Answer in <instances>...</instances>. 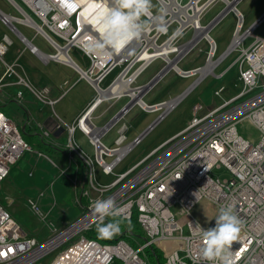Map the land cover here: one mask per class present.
I'll return each mask as SVG.
<instances>
[{"label":"built area","instance_id":"2783aa9c","mask_svg":"<svg viewBox=\"0 0 264 264\" xmlns=\"http://www.w3.org/2000/svg\"><path fill=\"white\" fill-rule=\"evenodd\" d=\"M6 1L18 16L0 9V22L16 36L24 50L27 49L41 63L59 62L73 67L75 62L70 51L77 49L89 65L85 70L73 68L94 90L115 68L119 71L106 90H100L101 94L95 90L97 96L93 103L73 124H65L68 132L66 147L71 151L75 149L72 134L79 130L91 144L94 162L101 172L114 175V179L107 184L99 183L89 155L79 154L86 167L85 184L88 182V189L83 187L78 197L79 201L84 200L82 209L72 222L59 230L52 229L43 240L28 236L0 203V264H35L55 251L57 253L47 264H142L141 259H145L142 254L152 246L162 253L163 264H198L197 256L202 247L200 229L213 227L219 209L224 206L233 207L243 222L238 240L232 245L234 264H264V36L254 33L263 22L264 13L244 27L242 14L233 8L234 25L229 43L216 56L217 46L209 31L224 13L220 12L208 24H201V20L216 1L228 5L240 0H156L159 12L144 17L147 21L144 31L138 39L131 41L132 45L126 51L125 47L94 48L101 32L98 26L88 24L82 18L81 8L74 0H63L69 6L60 5L61 0ZM103 1L105 5H115V0ZM17 24L28 27L34 36H41L53 52L42 51L17 29ZM176 32L180 35L174 36ZM247 39L250 41L245 45ZM201 41L207 45L204 64L180 70L178 64ZM11 44L6 35L1 37L0 91L4 87L19 85L31 90L38 100L53 104L55 100L46 97L48 87L42 91L34 90L25 78L15 75L16 61L4 59ZM233 53L236 56L229 67L215 73V69ZM156 59L164 64L157 81L169 69L182 77L194 76L195 81L172 98L145 104L142 97L151 86L138 85L135 81ZM233 66L237 67L242 84L236 95L201 114L202 105H194L192 117L179 133L150 150L125 171L114 172L141 139L183 100L196 81L201 82L209 75L221 79ZM10 78H16L17 82L14 84ZM127 79L129 91L136 95L141 93L139 98L133 100L129 94L116 95L113 100L127 96L131 103L123 105L109 122L97 126L95 120L100 115L95 116L93 110L110 99L104 97L110 86L121 88ZM145 85L146 89L143 88ZM221 89L215 94L219 95ZM21 95L22 91H18L17 96L20 98ZM133 105L158 114L141 134L126 143H123L127 140L126 126L122 125L118 129L119 136L113 140L114 145L108 147L102 138ZM241 123L251 126L258 132V137L240 134L238 125ZM42 134L49 135L45 130ZM25 152L46 157L28 145L16 123L0 111V184ZM107 198H112L123 208L124 220L135 214L144 236L138 246L119 239L110 246L99 245V249L94 250V243L99 241L84 237V232L98 222L91 209L92 202ZM201 202H204L203 209L209 216L205 223L197 217L198 212L195 213ZM28 206L41 221L46 220L47 214L41 213L38 197L29 200ZM75 237L77 239L73 240ZM132 240L136 242L137 238ZM199 264L209 262L201 260Z\"/></svg>","mask_w":264,"mask_h":264},{"label":"rangeland","instance_id":"374dc122","mask_svg":"<svg viewBox=\"0 0 264 264\" xmlns=\"http://www.w3.org/2000/svg\"><path fill=\"white\" fill-rule=\"evenodd\" d=\"M225 6V3L216 1L205 13L203 19L201 20V24H208L211 20H213V18L222 12ZM236 6L243 15L244 27L249 26L264 12V0H240ZM0 9L4 12L18 16V13L15 12V9L6 0H0ZM159 10L160 7L156 0H152L151 12L153 14H157ZM142 20L146 26L147 21L144 17H142ZM233 25L234 16L231 12H228L216 25L210 29L209 34L217 46L216 56L222 53L227 47L231 37V31L233 30ZM16 27L42 51L46 53L53 52V50H51L46 44L44 39L39 35L34 36V32L28 27H25L21 24H17ZM0 33L1 36L5 34L9 39L11 38L13 42H16V38L13 33L8 31L1 22ZM254 33L258 36H264V20L261 25L255 29ZM249 41L250 39H247L245 41V45H247ZM18 46L21 45L19 44ZM204 48L206 51L207 45L204 41H201L198 46H196V48L189 52V54L178 64V66L182 70H189L191 68L202 66L205 62ZM16 54L22 56L20 52L17 51L15 53L14 50L10 49L9 54L7 53L4 56V59L9 62L11 59L16 58ZM70 55L82 69H86L88 67L89 63L87 59L77 49H72L70 51ZM235 56L236 54L233 53L227 59H225L215 69V73H218L221 70L229 67ZM29 59V56L23 55L20 61L23 63V66L26 67V69L24 68L25 73L30 82L31 80L35 82L39 76L38 73L36 74V72H34L35 70L43 77L49 71H54L56 67H59L57 63H50L48 66H41L38 63H27ZM163 66L164 64L160 59L154 60L149 65V67L137 77L135 83L139 85L147 81L149 82ZM59 68L61 71H66L69 74L67 69L63 67ZM15 69L22 78H25L21 74L22 71L20 68L16 67ZM118 70L119 69L116 68L104 82L100 83V86L104 87L106 82L110 80L118 72ZM237 77L238 73L236 66L231 67L221 79L217 80L212 75L205 77L163 120L158 122L141 139L140 143L135 146L116 166L114 172L120 173L128 169L137 161H139L144 155H146L150 150L158 146L173 133H177V131L182 129L192 117L194 105H202V110L199 112V114H201L209 109L207 107L210 105L217 106L223 100L236 95L242 89L241 83ZM9 80L12 82L14 81V84L17 82L15 81L16 78H10ZM25 80L27 79L25 78ZM194 80L195 77H181L172 69H169L152 86V88L147 91L145 95H143L142 99L146 104H153L152 102L155 103L156 101L159 102L160 100H167L183 92V90H185ZM16 87H21L23 89L22 86ZM16 87L15 90L17 89ZM220 87H223V91L221 93V97H218L214 95L213 92ZM12 88L14 87L9 86L8 89L12 90ZM43 88L44 87L38 89ZM128 100L129 98L124 97L120 100H109L107 103H116V106H118L120 104L127 103ZM107 103H103V105L94 112V115L101 112ZM208 103H210V105H207ZM4 109L9 118L11 117L16 125H22L20 105H18L16 102H11L7 103ZM157 114L158 112H147L142 110L139 106L133 105L123 116L120 122L106 133L105 137L102 138V142L108 147H112L114 145L113 140L119 136V132H117L116 129L120 125H125L126 129L124 134L127 140H125L123 143H126L131 137L142 133L148 124H150L155 119ZM108 121V114H106L102 118L96 120L95 124L100 126V124H105ZM238 132L243 136L250 134L253 138L258 137V132L246 123H241L238 125ZM84 151L93 161L96 180L101 184H107L111 182L114 179V175H104L101 172L100 167H98L94 162L92 148L90 147V149H86ZM52 162L53 160H51L50 156H43L40 158V165L37 167L36 162L29 168L28 172H23V168H21L22 164L18 163L14 169L11 167L10 173L2 181L0 186V203L8 207L9 213L13 219L19 224V226L26 232L28 236L41 240L47 238L51 234L52 229L59 230L72 222L79 215L82 209V204L78 203L76 198L81 194L82 183L84 181V179L82 181V178L85 173H83L81 176V180L79 179V183H76L74 186V184L71 182L70 176L60 173L59 169L52 166ZM214 173L221 174V172L218 171H214ZM85 189H88L87 181ZM41 193L43 197L39 196ZM53 195L55 200H53ZM37 197L41 213L45 214L50 210V213L47 215L45 221H41L29 209L28 201L35 200ZM203 208L204 202H201L195 209V213L198 212L197 217L203 223H205L209 216ZM212 216L213 215L210 217ZM76 239L77 237H75L73 240ZM128 243L133 246H138V244L141 243V239L137 238L136 242H132L130 240ZM56 253L57 252L55 251L45 257L40 258L35 264H47ZM142 255L145 260L149 262V256L146 253V250Z\"/></svg>","mask_w":264,"mask_h":264},{"label":"crops","instance_id":"0c3cea01","mask_svg":"<svg viewBox=\"0 0 264 264\" xmlns=\"http://www.w3.org/2000/svg\"><path fill=\"white\" fill-rule=\"evenodd\" d=\"M1 37L2 36L0 35V39ZM19 44L21 46H18ZM10 49L14 50L15 53L17 51L20 52L22 56L23 55L29 56L30 59L27 61V63H30V62L32 64L38 63L41 66H48L50 63H57L59 67H63L69 71V74H68L66 71L65 72L61 71L59 67H56L54 71H49L46 75L42 77L41 74L35 70L34 72H36V74L38 73L39 76L37 80H35V82H33V80H31L30 82L25 73L26 67L23 66V63L20 61L22 56L16 54L15 55L16 58L11 59L9 62L16 61L18 68H20V70L22 71L21 74L28 80L26 81L31 86L35 88H41V87L49 88L48 97L55 100V103L52 106L53 110L52 111L50 110L51 107L48 104L35 99L31 95V93L28 92L27 89L25 88L22 89L21 87H16V86H12L14 87L12 88V90L8 89L9 86L4 87L2 91H0V104L3 105V108L7 105V103H11V102H16L18 105H20L22 125L20 126L17 125L18 128H21V126H23L25 127L26 130L29 129L28 130L29 134H31L32 132H36L38 134L36 135L37 138H31V141L34 142V144H38L43 139L46 145L42 146L43 148L37 147L33 149L38 150L39 152L44 154L46 157L50 156L51 160H53L52 166L59 169L60 173L70 176L71 182L75 186V184L76 183L78 184L79 181L81 180V176L83 175V173H86V167L84 166L79 154L85 153L84 150L90 149V147L92 148V146L89 143L87 137L84 136L79 130L76 129L72 134V140L74 141L75 149L73 151L69 150L66 147V144L68 142V132L66 130L65 124H71L72 122H74L77 119V117L90 104L93 103V100L95 99V96H96L95 90L89 82H87L86 80L80 77L78 72L72 66L65 65L63 63L61 64L59 62H49L48 64L41 63L27 49L24 50L23 45L19 42L17 38H16V42L12 41V44L9 47L8 52H7L8 54H9ZM204 51H205V48H204ZM237 73H238V70H237ZM109 75H107L102 82H104ZM114 77L115 75L106 82V85H104L103 88H107ZM147 82H144L142 84H145ZM142 84H139V85H142ZM15 87L17 88L16 90H15ZM18 91H22V95L20 98L17 96ZM109 95L110 94H108V96ZM110 100H113V99H110ZM107 101L109 100L103 101L100 104H98L93 111L95 112L100 106L103 105V103H107ZM125 104H120L116 106V103H107V105L104 106L103 110L99 112L98 114H96L95 116L100 115V117L98 118L100 119L104 115L108 114V119H110ZM207 105H210V103H208ZM211 106L212 105H210L207 108H210ZM51 114L52 115L54 114L56 118L52 116ZM50 118L58 122L63 127V130L61 129L54 130V123L52 119ZM102 125L104 124L103 123L100 124V126ZM48 127H52V131H49ZM43 130L45 131L48 130L47 132L49 135L43 136L42 134ZM175 133H173L171 136H173ZM41 135L43 136L42 139H40ZM135 136L131 137L129 140H132ZM171 136H169L168 138H170ZM92 152H93V148H92ZM42 157L43 155L38 156L34 153L26 152L22 155L20 160L12 166V168L14 169V167L18 163H20L22 164L21 168H23V172L24 171L28 172L29 168L33 166V164H35L36 162H37L36 163L37 167L40 165V158ZM84 178H85V175L83 176L82 181ZM95 179H96V176H95ZM83 187H86L85 181H83L82 183V188ZM41 197H43V195ZM53 200H55L54 195H53ZM76 201L82 204V201L81 200H80L81 202L79 201L78 196L76 198ZM49 213H50V210L46 212L47 215Z\"/></svg>","mask_w":264,"mask_h":264},{"label":"clouds","instance_id":"9594fccd","mask_svg":"<svg viewBox=\"0 0 264 264\" xmlns=\"http://www.w3.org/2000/svg\"><path fill=\"white\" fill-rule=\"evenodd\" d=\"M151 9L152 0H115V7H105L101 10V38L93 47L122 49L138 39L145 28L142 17L148 16ZM179 35V32L174 33V36ZM91 209L98 221L96 232L99 237L109 238L121 232L124 223L123 208L112 198L94 200ZM127 226L130 229L131 223ZM242 226L243 222L233 207L220 208L214 226L200 229L202 247L197 256L198 264L201 260L209 264H234L232 245L238 240Z\"/></svg>","mask_w":264,"mask_h":264},{"label":"bare ground","instance_id":"6f19581e","mask_svg":"<svg viewBox=\"0 0 264 264\" xmlns=\"http://www.w3.org/2000/svg\"><path fill=\"white\" fill-rule=\"evenodd\" d=\"M75 2H76V4H77V7L78 8H81V10H80V15L82 16V18L84 19V20H86V22L88 23V24H92L93 26H98V30L100 31V29H99V19H100V17H101V15H102V9L103 8H105V7H115V5H110V4H108V5H105L106 4V2H104L103 0H74ZM64 1L63 0H61V2H60V5H66V6H69V4L68 3H63ZM235 3V1H232L230 4H228V5H226L225 6V8L222 10V12L224 13V16L228 13V12H231V10L233 9V8H236L237 9V4H234ZM43 10H45V7H43ZM238 10V9H237ZM239 11V10H238ZM240 12V11H239ZM232 13V12H231ZM241 13V12H240ZM264 13V12H263ZM262 13V14H263ZM261 14V15H262ZM260 15V16H261ZM243 16V15H242ZM259 16V17H260ZM259 17H257V18H259ZM256 18V19H257ZM244 19V18H243ZM255 19V20H256ZM254 20V21H255ZM253 21V22H254ZM22 22H25V23H30L28 20H23ZM252 24V23H251ZM250 24V25H251ZM131 45H132V42H130L129 44H128V46H125V48H124V51H126V49H128V47H131ZM144 56H145V54H144ZM75 62V61H74ZM76 63V62H75ZM73 64V67H75V68H81L77 63V65L76 64ZM16 67H18V66H16ZM15 67V68H16ZM149 67V66H148ZM147 67V68H148ZM74 68V69H75ZM146 68V69H147ZM178 68L180 69V70H182L179 66H178ZM82 69V68H81ZM87 69V68H86ZM116 69V68H115ZM114 69V70H115ZM119 69V68H118ZM145 69V70H146ZM76 70V69H75ZM83 70H85V69H83ZM113 70V71H114ZM144 70V71H145ZM112 71V72H113ZM119 71V70H118ZM143 71V72H144ZM174 71V70H173ZM182 71H185V70H182ZM111 72V73H112ZM142 72V73H143ZM175 72V71H174ZM14 73H15V75H17L18 77H20V74L16 71V69H15V71H14ZM141 73V74H142ZM176 73V72H175ZM182 73V72H181ZM110 74V73H109ZM108 74V75H109ZM117 74V73H116ZM140 74V75H141ZM177 74V73H176ZM157 75H158V72H157V74L149 81V82H151L152 80H154L155 78L157 79L158 77H157ZM180 76V75H179ZM182 77V76H181ZM183 77H185V76H183ZM189 77H194V76H189ZM189 77H187V78H189ZM92 78H94L93 76H92ZM96 81V80H95ZM195 81V80H194ZM194 81L191 83V84H189V86L190 85H192L193 83H194ZM149 82H147V83H145V84H148ZM153 82V81H152ZM198 82L199 81H196V85L198 84ZM152 84V83H151ZM122 87L121 88H116V87H112V86H110L109 88H108V90H107V92L104 94V97H110V99H112V98H115V96L117 95H121V94H129L132 98H133V100H136L137 98H139V96H140V94L141 93H139V94H133L131 91H129V79H127V81H125L124 83H122ZM154 84H152L151 85V88H152V86H153ZM195 85V86H196ZM188 86V87H189ZM194 86V87H195ZM149 87H150V85H149ZM187 87V88H188ZM193 87V88H194ZM34 88V90H37V91H39V90H41V89H38V88H35V87H33ZM151 88H149V89H147V91H149ZM192 88V89H193ZM222 88V89H221ZM106 90V88H103V87H101L100 85H98V86H96L95 87V90L98 92V93H102V91H100V90ZM191 89V90H192ZM219 89H221V91H219V95H216L215 94V92L216 91H218ZM42 91V90H41ZM146 91V92H147ZM222 91H223V87H220V88H218L217 90H215L214 92H213V94L214 95H216V96H218V97H221V93H222ZM28 92L29 93H31V95L35 98V99H37L36 97H35V95L31 92V90H28ZM96 93V92H95ZM108 94H110L109 96H108ZM96 96H97V94H96ZM95 96V97H96ZM47 97V99H49V100H52L53 101V99L52 98H49L48 97V95L46 96ZM100 97H102V96H100ZM127 97V96H126ZM128 98V97H127ZM231 98V97H230ZM109 99V100H110ZM229 99V98H228ZM38 100V99H37ZM39 101H41V100H39ZM129 101V100H128ZM41 102H43V101H41ZM44 103H46V104H48L50 107H51V110H53L52 109V106L54 105V103L55 102H53V104H49V103H47V102H44ZM145 103V102H144ZM156 103V102H155ZM127 104V103H126ZM130 103H128V105H129ZM146 104V103H145ZM148 111L147 112H151L150 111V109H147ZM52 116H54L55 117V115L53 114ZM56 118V117H55ZM59 121V120H58ZM75 122V121H74ZM74 122H72L71 124H73ZM109 122V121H108ZM120 121H118L115 125H113L112 126V128H114L118 123H119ZM153 122V121H152ZM67 125H70V124H67ZM149 125V124H148ZM122 125H120L117 129H116V131L118 132V129L121 127ZM111 128V129H112ZM147 128V127H146ZM145 128V129H146ZM110 129V130H111ZM144 129V130H145ZM182 130V129H181ZM181 130H179L177 133H179ZM177 133H175V134H177ZM141 134V133H140ZM174 134V135H175ZM139 135V134H138ZM173 135V136H174ZM136 137V136H135ZM172 137V136H171ZM169 139V138H168ZM167 140V139H166ZM130 141V140H129ZM24 154V153H23ZM22 154V155H23ZM22 155H21V157H22ZM20 157V158H21ZM20 158L17 160V162L20 160ZM16 162V163H17ZM84 237H86V239H88V240H90V239H93V238H89V237H87V236H84ZM99 245H101V246H110L111 245V243L110 242H106V243H102V242H96V243H94V245H93V247H94V250H97V249H99ZM141 262H142V264H149L148 263V261H146L145 259H141Z\"/></svg>","mask_w":264,"mask_h":264},{"label":"trees","instance_id":"16d2710c","mask_svg":"<svg viewBox=\"0 0 264 264\" xmlns=\"http://www.w3.org/2000/svg\"><path fill=\"white\" fill-rule=\"evenodd\" d=\"M0 111H2L6 116H8L6 114V112H5L2 104H0ZM19 130H20V133H21V136H22L23 140L28 145H30L32 148L42 147V146L46 145L44 143L43 139H42L43 138L42 135H41V138H40L42 140H41V142H39L40 144L39 143L38 144H34V142L31 141V138H37L36 135H38V134L36 132H32L31 134H29V131H28L29 129L26 130L25 127L22 130H21V128H19ZM80 200L82 201V205H83L84 204V200L83 199H80ZM3 206L8 210V207L6 205L3 204ZM129 222L131 223V228L130 229L127 226ZM121 228H122V230H121V232L119 234H116V235H114L112 237H109V238H101V237H99L97 232H96V226L92 227L88 231H85L84 235L89 237V238H93V239H95V240H97L99 242H102V243H106V242H110L111 243V242H115V241H117L119 239H123V240H125L127 242L131 240L133 242L132 238H140L141 240H143V238H144L142 230L140 229V227L136 223L135 214H133L131 219L124 220V223L122 224ZM146 253L149 256V262H148L149 264H163L164 263L163 262L162 253L157 248H155L154 246L148 247L146 249Z\"/></svg>","mask_w":264,"mask_h":264},{"label":"water","instance_id":"95a60500","mask_svg":"<svg viewBox=\"0 0 264 264\" xmlns=\"http://www.w3.org/2000/svg\"><path fill=\"white\" fill-rule=\"evenodd\" d=\"M162 72H159V74L157 75V77L161 74ZM153 81V82H152ZM151 82H149L148 84H146L147 86H151L152 84H154L156 81H157V79L155 78L154 80H152ZM152 83V84H151ZM146 85L145 86H143V88L144 89H146ZM128 103H131V100H129L128 102H127V104L126 105H128ZM50 119H52V118H50ZM52 121H53V123H54V130H56V129H61V130H63V127L62 126H59L58 125V122H56L55 120H53L52 119ZM24 127L23 126H21V130L23 129ZM49 128V131H52V127H48ZM48 131V130H47Z\"/></svg>","mask_w":264,"mask_h":264}]
</instances>
